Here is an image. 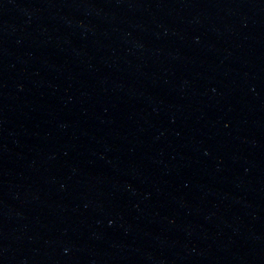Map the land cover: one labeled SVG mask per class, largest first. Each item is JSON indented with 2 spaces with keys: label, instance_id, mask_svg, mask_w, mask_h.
Listing matches in <instances>:
<instances>
[{
  "label": "water",
  "instance_id": "obj_1",
  "mask_svg": "<svg viewBox=\"0 0 264 264\" xmlns=\"http://www.w3.org/2000/svg\"><path fill=\"white\" fill-rule=\"evenodd\" d=\"M96 264H264V0H145Z\"/></svg>",
  "mask_w": 264,
  "mask_h": 264
}]
</instances>
